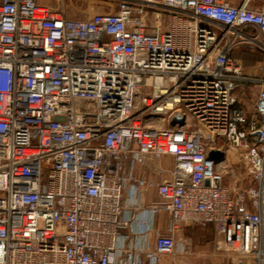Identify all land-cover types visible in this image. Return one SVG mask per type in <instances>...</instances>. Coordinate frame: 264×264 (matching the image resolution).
I'll return each mask as SVG.
<instances>
[{"label": "built area", "instance_id": "1", "mask_svg": "<svg viewBox=\"0 0 264 264\" xmlns=\"http://www.w3.org/2000/svg\"><path fill=\"white\" fill-rule=\"evenodd\" d=\"M111 2L72 19L0 0V264H160L182 224L211 225L232 264H264V78L232 55L264 57V0ZM227 150L247 185L224 182ZM161 156L164 177L136 175ZM126 188L158 196L135 244ZM160 212L168 226L151 242Z\"/></svg>", "mask_w": 264, "mask_h": 264}, {"label": "rangeland", "instance_id": "2", "mask_svg": "<svg viewBox=\"0 0 264 264\" xmlns=\"http://www.w3.org/2000/svg\"><path fill=\"white\" fill-rule=\"evenodd\" d=\"M40 4L54 9H63L67 17L80 19L90 16L95 12L110 11L111 0H37ZM152 20V17H151ZM161 22L165 24L166 17ZM241 48V47H239ZM255 90L247 89L241 95L242 106L248 117L254 114L253 100ZM224 182L233 187H243L248 180L241 169L237 156L227 150L226 159L223 162ZM187 225V224H186ZM189 231L180 228L176 235V244L173 252L165 255V264H232L237 259L234 253L226 254L214 251L215 231L209 226H189ZM211 237V238H210Z\"/></svg>", "mask_w": 264, "mask_h": 264}, {"label": "crops", "instance_id": "3", "mask_svg": "<svg viewBox=\"0 0 264 264\" xmlns=\"http://www.w3.org/2000/svg\"><path fill=\"white\" fill-rule=\"evenodd\" d=\"M232 55L241 59L244 69L248 75L264 78V57L257 51L251 50L248 47L236 48L233 50ZM258 86L252 85L251 89L255 90ZM260 87V86H259ZM173 165V158L171 156H161L156 159H148L145 163L138 165L135 169L136 175L149 180H159L164 177ZM158 200L157 192L154 188L141 189V193L135 198L132 197L129 189L124 191V202L129 203L136 201V206L130 207V224L124 228L123 233L131 238L130 243L135 244L136 235H141L137 232L138 223H135L140 216L142 209L144 210L150 204ZM138 204V205H137ZM151 222L147 227L144 234L148 235L149 240L152 242L154 239L155 230L165 232L169 222V214L167 212H160L150 218ZM189 224H182L180 228L184 227L189 231ZM209 226V225H207ZM211 238V237H210ZM168 261L166 257H161L160 264H165ZM169 262V261H168ZM169 264V263H168Z\"/></svg>", "mask_w": 264, "mask_h": 264}, {"label": "water", "instance_id": "4", "mask_svg": "<svg viewBox=\"0 0 264 264\" xmlns=\"http://www.w3.org/2000/svg\"><path fill=\"white\" fill-rule=\"evenodd\" d=\"M222 156L223 155V153L222 152H216V151H214V150H210L209 152H208V157L209 158H214V157H216V156Z\"/></svg>", "mask_w": 264, "mask_h": 264}, {"label": "bare ground", "instance_id": "5", "mask_svg": "<svg viewBox=\"0 0 264 264\" xmlns=\"http://www.w3.org/2000/svg\"><path fill=\"white\" fill-rule=\"evenodd\" d=\"M171 106H172V103L171 102H167L165 105H164V107H162V109L163 108H171Z\"/></svg>", "mask_w": 264, "mask_h": 264}]
</instances>
